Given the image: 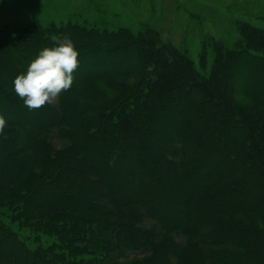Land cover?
I'll return each instance as SVG.
<instances>
[{"label": "trees", "instance_id": "obj_1", "mask_svg": "<svg viewBox=\"0 0 264 264\" xmlns=\"http://www.w3.org/2000/svg\"><path fill=\"white\" fill-rule=\"evenodd\" d=\"M237 27L208 66L149 25H0V264H264V28ZM52 35L80 65L30 111Z\"/></svg>", "mask_w": 264, "mask_h": 264}, {"label": "rangeland", "instance_id": "obj_2", "mask_svg": "<svg viewBox=\"0 0 264 264\" xmlns=\"http://www.w3.org/2000/svg\"><path fill=\"white\" fill-rule=\"evenodd\" d=\"M68 21L111 30L123 26L135 32L153 26L165 40L186 49L197 65L206 48L209 66L212 41L232 45L238 38V22L264 28V0H0V25L23 28ZM53 144L61 147L64 141L55 138ZM190 253L193 257L197 250L192 247Z\"/></svg>", "mask_w": 264, "mask_h": 264}, {"label": "clouds", "instance_id": "obj_3", "mask_svg": "<svg viewBox=\"0 0 264 264\" xmlns=\"http://www.w3.org/2000/svg\"><path fill=\"white\" fill-rule=\"evenodd\" d=\"M51 40L54 46L43 48L26 72L13 81L15 94L30 111L54 103L63 92L70 90L80 65L79 52L68 36L52 35ZM6 125L5 118L0 115V134Z\"/></svg>", "mask_w": 264, "mask_h": 264}]
</instances>
